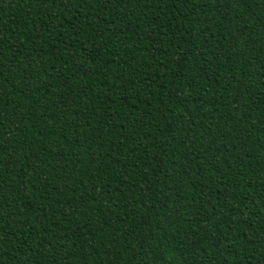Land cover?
I'll return each instance as SVG.
<instances>
[{"label":"trees","instance_id":"obj_1","mask_svg":"<svg viewBox=\"0 0 264 264\" xmlns=\"http://www.w3.org/2000/svg\"><path fill=\"white\" fill-rule=\"evenodd\" d=\"M0 264H264V0H0Z\"/></svg>","mask_w":264,"mask_h":264}]
</instances>
